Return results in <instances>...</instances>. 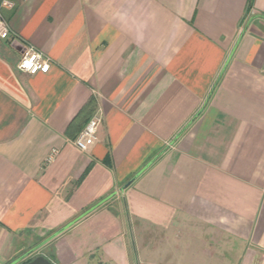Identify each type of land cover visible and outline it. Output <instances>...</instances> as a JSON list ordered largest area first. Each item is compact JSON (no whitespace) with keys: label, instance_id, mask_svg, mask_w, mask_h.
<instances>
[{"label":"crops","instance_id":"1","mask_svg":"<svg viewBox=\"0 0 264 264\" xmlns=\"http://www.w3.org/2000/svg\"><path fill=\"white\" fill-rule=\"evenodd\" d=\"M11 1L0 264H264V0Z\"/></svg>","mask_w":264,"mask_h":264},{"label":"built area","instance_id":"2","mask_svg":"<svg viewBox=\"0 0 264 264\" xmlns=\"http://www.w3.org/2000/svg\"><path fill=\"white\" fill-rule=\"evenodd\" d=\"M13 6L11 0H0V39H7L11 34V28L6 21L3 10ZM51 60L34 45L28 43L23 45V50L18 63V68L22 72L29 74H37L38 72H47L50 70ZM101 119L98 116H93L89 119L86 125L82 128L75 139V144L83 151L89 150L95 143L96 132ZM56 150L48 157V161L53 159Z\"/></svg>","mask_w":264,"mask_h":264},{"label":"water","instance_id":"3","mask_svg":"<svg viewBox=\"0 0 264 264\" xmlns=\"http://www.w3.org/2000/svg\"><path fill=\"white\" fill-rule=\"evenodd\" d=\"M13 46L17 49V50H22L23 45L20 44L19 42H14ZM211 95V94H210ZM183 132V130L176 136V138H174V140H172V142H174L177 137H179V135ZM150 164V163H149ZM149 164H147L142 170H140V172H138L131 180H134L137 176H139L148 166ZM129 183V182H128ZM111 196L107 197L106 199L102 200L101 202L97 203L96 205H94L92 208H90L88 211H90L91 209H94L95 207H97L100 203H102L103 201L109 199ZM75 221H72L70 224L66 225L65 227H63L62 229L58 230L57 232H55L53 235L49 236L47 239H45L43 242L40 243L43 244L46 241L50 240L51 238H53L54 236H56L58 233H60L62 230H64L66 227L70 226L72 223H74ZM40 246H35L33 247L31 250H29L28 252H26L22 257L18 258L17 260H15L14 262L10 263V264H16L17 262H19L21 259L32 255L33 253H35L37 251V249ZM27 264H53L51 260H49L47 257H45L44 255H38L35 256V258H33L30 262H28Z\"/></svg>","mask_w":264,"mask_h":264},{"label":"rangeland","instance_id":"4","mask_svg":"<svg viewBox=\"0 0 264 264\" xmlns=\"http://www.w3.org/2000/svg\"><path fill=\"white\" fill-rule=\"evenodd\" d=\"M35 245V244H34ZM34 247V246H33ZM39 250L40 249H38L35 253H33L34 255H38V253H39Z\"/></svg>","mask_w":264,"mask_h":264},{"label":"trees","instance_id":"5","mask_svg":"<svg viewBox=\"0 0 264 264\" xmlns=\"http://www.w3.org/2000/svg\"><path fill=\"white\" fill-rule=\"evenodd\" d=\"M251 1H252V0H250V4H251ZM89 119H90V118H89ZM89 119L87 120V122L89 121ZM87 122H86V123H87ZM86 123H85V125H86ZM85 125H84V126H85ZM81 130H82V129H81ZM81 130H80V131H81Z\"/></svg>","mask_w":264,"mask_h":264},{"label":"flooded vegetation","instance_id":"6","mask_svg":"<svg viewBox=\"0 0 264 264\" xmlns=\"http://www.w3.org/2000/svg\"><path fill=\"white\" fill-rule=\"evenodd\" d=\"M42 255V254H41Z\"/></svg>","mask_w":264,"mask_h":264}]
</instances>
